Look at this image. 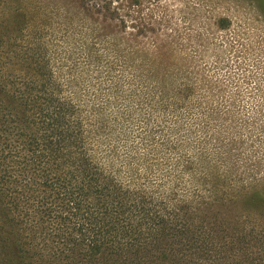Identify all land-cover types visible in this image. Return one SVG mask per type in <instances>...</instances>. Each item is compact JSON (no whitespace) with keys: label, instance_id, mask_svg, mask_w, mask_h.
<instances>
[{"label":"rangeland","instance_id":"374dc122","mask_svg":"<svg viewBox=\"0 0 264 264\" xmlns=\"http://www.w3.org/2000/svg\"><path fill=\"white\" fill-rule=\"evenodd\" d=\"M32 1L31 35L105 171L156 198L264 184L260 1L119 0L118 18L83 0Z\"/></svg>","mask_w":264,"mask_h":264},{"label":"trees","instance_id":"16d2710c","mask_svg":"<svg viewBox=\"0 0 264 264\" xmlns=\"http://www.w3.org/2000/svg\"><path fill=\"white\" fill-rule=\"evenodd\" d=\"M115 1L82 6L118 18ZM39 15L0 0V264H264L261 182L156 198L105 171L31 35Z\"/></svg>","mask_w":264,"mask_h":264}]
</instances>
